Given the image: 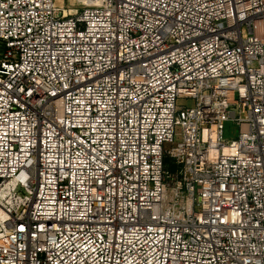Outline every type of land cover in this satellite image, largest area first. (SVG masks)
<instances>
[{
	"label": "built area",
	"instance_id": "obj_1",
	"mask_svg": "<svg viewBox=\"0 0 264 264\" xmlns=\"http://www.w3.org/2000/svg\"><path fill=\"white\" fill-rule=\"evenodd\" d=\"M0 264H264V0H0Z\"/></svg>",
	"mask_w": 264,
	"mask_h": 264
},
{
	"label": "rangeland",
	"instance_id": "obj_2",
	"mask_svg": "<svg viewBox=\"0 0 264 264\" xmlns=\"http://www.w3.org/2000/svg\"><path fill=\"white\" fill-rule=\"evenodd\" d=\"M177 104L179 106H193L194 105V100H192L191 98H187V97H180L177 100ZM177 135L175 136V143L179 142L182 138L181 134H179L181 132V130L178 128L176 130ZM238 135V126L233 122L232 119H229L224 126V132H223V138L227 139V140H232L235 139Z\"/></svg>",
	"mask_w": 264,
	"mask_h": 264
}]
</instances>
